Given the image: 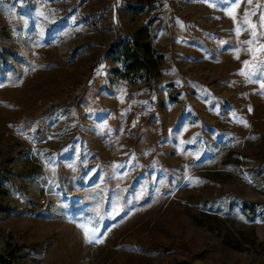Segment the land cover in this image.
Here are the masks:
<instances>
[{
    "label": "rangeland",
    "instance_id": "obj_1",
    "mask_svg": "<svg viewBox=\"0 0 264 264\" xmlns=\"http://www.w3.org/2000/svg\"><path fill=\"white\" fill-rule=\"evenodd\" d=\"M262 16L264 0H0V253L165 264L176 234L187 264H264ZM143 28L158 73L123 78L108 49Z\"/></svg>",
    "mask_w": 264,
    "mask_h": 264
},
{
    "label": "trees",
    "instance_id": "obj_2",
    "mask_svg": "<svg viewBox=\"0 0 264 264\" xmlns=\"http://www.w3.org/2000/svg\"><path fill=\"white\" fill-rule=\"evenodd\" d=\"M155 51L148 39L147 29L143 28L127 38L118 37L109 49L108 55H116L121 59L122 68L121 76L130 78L129 76L137 75L142 72H157L158 63L161 56H155ZM7 55L4 50L0 51V64L7 65ZM157 75V74H156ZM3 213L14 212L11 207H2ZM181 240L176 234L172 235V241L165 242L162 245H156L164 251H171V256L165 259V264H187L185 261L186 251L180 247ZM26 255L22 245H8L6 249L0 253V264H21V259Z\"/></svg>",
    "mask_w": 264,
    "mask_h": 264
},
{
    "label": "snow or ice",
    "instance_id": "obj_3",
    "mask_svg": "<svg viewBox=\"0 0 264 264\" xmlns=\"http://www.w3.org/2000/svg\"><path fill=\"white\" fill-rule=\"evenodd\" d=\"M249 3H251V0H249ZM237 6H238V5H237ZM230 14H231V13H230ZM247 15H248V14H246V20H245L246 23H248ZM234 19H235V17H234ZM261 20L264 21V16L261 17ZM250 26H251L253 29H255V27H256V25H250ZM237 32H238V34H239V29H237ZM252 35H253V38H255V36H256V32L253 31ZM251 42H252V41H248L247 43H251ZM261 50H264V45H261V47H260L259 49H255V50H254V54H255L256 52H260ZM245 65H246V66L248 65V62H247V61L245 62ZM241 74H243V70H242V73H241ZM261 87L264 88V84H262ZM86 237H87V232H86ZM89 242L102 243L103 241H102L101 239H99V238H94V239H93V238H89Z\"/></svg>",
    "mask_w": 264,
    "mask_h": 264
}]
</instances>
